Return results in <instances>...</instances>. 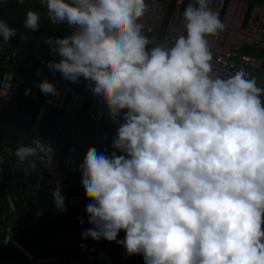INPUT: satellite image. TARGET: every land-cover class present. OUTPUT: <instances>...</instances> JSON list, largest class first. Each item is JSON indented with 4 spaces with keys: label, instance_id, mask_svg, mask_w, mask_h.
Wrapping results in <instances>:
<instances>
[{
    "label": "clouds",
    "instance_id": "clouds-1",
    "mask_svg": "<svg viewBox=\"0 0 264 264\" xmlns=\"http://www.w3.org/2000/svg\"><path fill=\"white\" fill-rule=\"evenodd\" d=\"M40 2L52 24L71 29L45 40L60 58L48 69L87 81L119 125L113 151L89 148L80 164L84 237L115 241L144 264H264V87L244 70L214 72L208 37L224 24L211 0L188 3L185 34L168 47L145 35L147 0ZM39 26L29 10L24 27ZM16 36L0 20L3 43ZM38 87L58 95L48 80ZM15 156L35 170L54 147L35 137ZM51 194L66 210L58 180Z\"/></svg>",
    "mask_w": 264,
    "mask_h": 264
},
{
    "label": "built area",
    "instance_id": "built-area-1",
    "mask_svg": "<svg viewBox=\"0 0 264 264\" xmlns=\"http://www.w3.org/2000/svg\"><path fill=\"white\" fill-rule=\"evenodd\" d=\"M148 9L141 19L145 35L153 46H171L175 39L185 34L183 11L173 8L168 11L171 0H147ZM210 7L224 24V29L216 37H208L212 52L213 70L229 76L244 70L249 75L262 72L264 63V4L250 0H211ZM39 36L34 50L23 49L0 41V105L9 106L15 100L38 105L34 128L35 132L48 108L60 111V119L52 139L54 158L41 164L35 170L27 164L20 165L13 146L0 139V172L9 169L17 177L20 185L15 192L5 191L0 195V249L14 245L25 252L16 241L17 223L13 219L17 206L26 205L28 200L35 204L41 194L53 202L51 194L57 180L61 185L65 201L85 213L86 198L81 186L80 164L89 148L98 151L109 149L119 125L108 116L107 107L89 91L83 78L72 83L61 78L59 72L53 74L47 67L49 61H59L45 40ZM254 50L246 54L242 50ZM262 54L258 56L257 54ZM263 73V72H262ZM52 82L58 91L57 96L44 95L38 85L41 81ZM8 87L5 88L4 85ZM117 155H120L117 152ZM75 188L78 195L69 197V190ZM36 214L35 222L40 220ZM91 227L88 224L87 228ZM125 233L117 237L122 240ZM47 247L56 248L45 254L25 252L28 264H127L135 255L128 256L124 247L115 241L101 239L94 241L85 238L83 231L68 232L52 236ZM74 250L77 255L67 252Z\"/></svg>",
    "mask_w": 264,
    "mask_h": 264
},
{
    "label": "trees",
    "instance_id": "trees-1",
    "mask_svg": "<svg viewBox=\"0 0 264 264\" xmlns=\"http://www.w3.org/2000/svg\"><path fill=\"white\" fill-rule=\"evenodd\" d=\"M190 2L192 0H171L168 11L170 12L173 8L184 10ZM29 10L40 15V26L36 31L24 27V19ZM0 20L6 21L10 27L17 31V36L13 37L8 44L23 49L32 50L40 35L56 38L66 36L71 32L66 23L54 25L49 21L47 8L41 4L40 0H24L22 4L18 0H0ZM21 35H25L26 39H21ZM0 41L3 42L2 38ZM242 52L252 54L250 49H244ZM262 72L264 73V63ZM37 112L38 105L25 101L23 98L15 100L9 106L0 105V139L5 140L14 148H17L20 142L29 145L35 137L41 139L42 142L52 143L60 119V111L48 108L38 131L35 132L33 128ZM110 145L109 149H112ZM0 178L6 182L0 185V195L5 191L15 192L20 185L17 177L12 176L9 169L1 171ZM75 195H78L77 190L71 188L69 197ZM85 201L86 196L83 197L82 204ZM65 205L66 210H57L53 202L50 203L46 200L44 194H41L36 204L32 200H28L26 205L20 203L14 216L18 227L16 241L27 251L45 254L56 250V248L46 245L52 236L86 229L88 226L87 213L71 206L68 201H65ZM37 213L41 218L34 223ZM67 253L72 255L74 252L69 250ZM0 264H28V258L17 247L10 245L0 249ZM127 264H144L143 256L135 255L133 261L131 260Z\"/></svg>",
    "mask_w": 264,
    "mask_h": 264
},
{
    "label": "crops",
    "instance_id": "crops-1",
    "mask_svg": "<svg viewBox=\"0 0 264 264\" xmlns=\"http://www.w3.org/2000/svg\"><path fill=\"white\" fill-rule=\"evenodd\" d=\"M250 1H252V2H256V3H262V4H264V0H250ZM40 36H44V35H40ZM37 44V43H36ZM36 48V45H35V47L32 49V50H34ZM29 50V49H28ZM252 51V54H255V52H254V50H251ZM258 56H260V55H262V54H257ZM262 73V72H261ZM255 79H256V81H257V85L259 86V87H262V83H263V81H264V73H262V75H259V76H256V77H254ZM2 183H0V185H1ZM15 216V215H14ZM14 216H13V219H14ZM18 243V242H17ZM19 244V243H18ZM20 245V244H19ZM16 247V246H15ZM20 247H22L21 245H20ZM18 248V247H17ZM19 249V248H18ZM22 249L25 251V252H30V251H27L26 249H24L23 247H22ZM20 250V249H19ZM21 251V250H20ZM22 253H24L25 255H26V253L25 252H23V251H21ZM73 254L72 255H77V252H75L74 250H73ZM30 253H33V252H30ZM36 254V253H35ZM27 256V255H26ZM28 258V257H27Z\"/></svg>",
    "mask_w": 264,
    "mask_h": 264
},
{
    "label": "rangeland",
    "instance_id": "rangeland-1",
    "mask_svg": "<svg viewBox=\"0 0 264 264\" xmlns=\"http://www.w3.org/2000/svg\"><path fill=\"white\" fill-rule=\"evenodd\" d=\"M262 4V3H261ZM259 75H262V73L261 72H259V71H257V72H255V73H253L252 75H249L250 77H256V76H259ZM262 87H264V81H263V83H262Z\"/></svg>",
    "mask_w": 264,
    "mask_h": 264
},
{
    "label": "water",
    "instance_id": "water-1",
    "mask_svg": "<svg viewBox=\"0 0 264 264\" xmlns=\"http://www.w3.org/2000/svg\"><path fill=\"white\" fill-rule=\"evenodd\" d=\"M0 183L4 184V183H6V182L4 181V179H1V178H0Z\"/></svg>",
    "mask_w": 264,
    "mask_h": 264
}]
</instances>
